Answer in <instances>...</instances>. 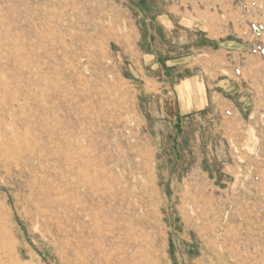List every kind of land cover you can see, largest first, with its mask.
<instances>
[{
	"label": "rangeland",
	"instance_id": "rangeland-1",
	"mask_svg": "<svg viewBox=\"0 0 264 264\" xmlns=\"http://www.w3.org/2000/svg\"><path fill=\"white\" fill-rule=\"evenodd\" d=\"M167 5L209 17L214 50L183 54ZM165 48L254 88L253 111L174 117L144 62ZM260 49L264 0H0V264H264Z\"/></svg>",
	"mask_w": 264,
	"mask_h": 264
},
{
	"label": "crops",
	"instance_id": "crops-1",
	"mask_svg": "<svg viewBox=\"0 0 264 264\" xmlns=\"http://www.w3.org/2000/svg\"><path fill=\"white\" fill-rule=\"evenodd\" d=\"M173 8V5H167L164 14L157 16L156 19L167 33H171L174 24L184 29L182 43L189 44V46L183 49V54H187L186 51L197 49L199 51L197 56H200L204 53L209 54L211 50H214L209 44L214 43L216 38L210 36L207 28H205L207 26L214 27V24L210 23V18L199 19V13L193 8L191 10L187 9V11L180 7L177 10H173ZM165 17L168 18L171 25L165 21ZM229 17L231 16L228 15ZM173 18L177 19L175 23L172 21ZM186 29L202 34L206 41L203 44H200V42H189L186 37ZM232 43L234 41L224 39L220 42L219 47L221 46V49L219 50L230 52ZM165 49L162 53H156L155 51L149 54L146 53L144 62L146 66L150 65L151 69H155L154 67L157 64L154 63L151 66L153 62H158L159 66V62H161L163 65L168 75V80L171 81L166 84L167 87L170 86L168 87L170 92L167 93L166 106L174 117L202 113L209 111V109L214 112H220L222 108H229L234 114L239 113L240 115L242 112L253 111L257 101V93L254 88L244 87L242 83L233 78H222L215 73V70L205 65L204 62L200 61L190 65L186 60L187 57H182V55L174 56L173 52L168 51L167 48ZM147 61L148 64H146ZM169 62L176 63L171 64ZM134 69L138 72L140 71L139 68L134 67ZM131 71H133V68ZM174 74L177 77L176 81Z\"/></svg>",
	"mask_w": 264,
	"mask_h": 264
},
{
	"label": "bare ground",
	"instance_id": "bare-ground-1",
	"mask_svg": "<svg viewBox=\"0 0 264 264\" xmlns=\"http://www.w3.org/2000/svg\"><path fill=\"white\" fill-rule=\"evenodd\" d=\"M25 67V66H24ZM19 164H20V161H18V162H16V164H15V167L16 168H18V169H20L19 168ZM36 193H37V195H38V198L39 199H41V202H43L42 203V205H41V207H45V209H48L49 210V207H50V200H49V193H48V190H47V188L44 186V185H42V186H40L37 190H36ZM44 211L45 210H42L41 209V211H40V216L41 217H44V215H45V213H44ZM37 212V211H36ZM83 212V211H82ZM104 213V212H103ZM35 214V213H34ZM86 216V215H85ZM106 216H107V213H106ZM36 218V217H35ZM74 228V227H73ZM79 229V228H78ZM80 231V230H79ZM75 232V231H74ZM85 232V231H84ZM77 233V232H76ZM65 236V235H64ZM77 237H80V242H81V244H82V246H89V242L86 240V239H82V235H81V233L80 232H78V234H77ZM81 247V246H80ZM91 248V247H90ZM89 249V248H88ZM106 251V250H105ZM87 253V251L86 250H80V251H77L76 252V258H77V260H78V263L79 264H91L92 263V261L94 262V263H98L99 262V259L98 258H95L94 256L95 255H97V254H99V253H101L99 250H97V251H90L88 254H86ZM110 253V252H109ZM111 254V253H110ZM101 255H103V254H101ZM106 257H107V255H106ZM115 257H117V256H115ZM113 258V257H112ZM72 259V258H71ZM74 260V259H73ZM102 260V259H101ZM100 260V261H101ZM105 261H107V259L105 260ZM110 261V260H109ZM114 262V261H113ZM103 263V262H102Z\"/></svg>",
	"mask_w": 264,
	"mask_h": 264
},
{
	"label": "built area",
	"instance_id": "built-area-1",
	"mask_svg": "<svg viewBox=\"0 0 264 264\" xmlns=\"http://www.w3.org/2000/svg\"><path fill=\"white\" fill-rule=\"evenodd\" d=\"M252 27L254 29V33L257 35H260L262 34V32H260L262 26L261 25H257V24H252ZM262 53H264V50L263 49H260ZM238 71V70H237Z\"/></svg>",
	"mask_w": 264,
	"mask_h": 264
}]
</instances>
